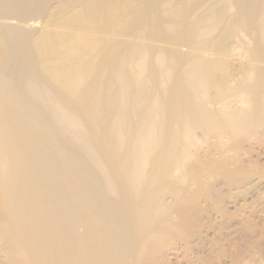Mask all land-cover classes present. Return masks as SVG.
Returning <instances> with one entry per match:
<instances>
[{"label": "bare ground", "instance_id": "bare-ground-1", "mask_svg": "<svg viewBox=\"0 0 264 264\" xmlns=\"http://www.w3.org/2000/svg\"><path fill=\"white\" fill-rule=\"evenodd\" d=\"M261 159L264 0H0V264H264Z\"/></svg>", "mask_w": 264, "mask_h": 264}, {"label": "rangeland", "instance_id": "rangeland-1", "mask_svg": "<svg viewBox=\"0 0 264 264\" xmlns=\"http://www.w3.org/2000/svg\"><path fill=\"white\" fill-rule=\"evenodd\" d=\"M264 160L263 159H261V162H263ZM243 205V201L242 200H237L236 201V203L235 204H229V206L231 207V208H229L230 210H233V207H234V209L235 208H238V207H241ZM215 214L217 215L218 213H214V215L213 216H215ZM245 215H248V214H245ZM255 218L257 219V220H261V219H264V213L262 214V215H260V214H257V215H255ZM233 238H235V241H236V243H240L241 241H242V239L244 238H241V239H238V237H233ZM263 245H264V242H263ZM256 251H248V253H247V258L246 259H248L249 258V256L250 255H254V256H257V253H255ZM261 252L264 254V248H263V250H261ZM178 256V255H177ZM178 257H180V256H178ZM170 258H171V261H172V263L173 264H176L175 262V260H176V258L177 257H175V254H171L170 255ZM179 259V258H178Z\"/></svg>", "mask_w": 264, "mask_h": 264}]
</instances>
